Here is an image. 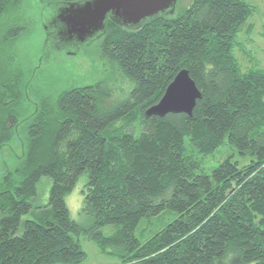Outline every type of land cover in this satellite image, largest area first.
I'll use <instances>...</instances> for the list:
<instances>
[{
  "label": "trees",
  "instance_id": "1",
  "mask_svg": "<svg viewBox=\"0 0 264 264\" xmlns=\"http://www.w3.org/2000/svg\"><path fill=\"white\" fill-rule=\"evenodd\" d=\"M23 1L0 0V18ZM254 13L249 0H194L136 31L109 21L100 60L129 83L109 107L107 80L50 97L40 84L46 59L35 74L30 61L15 66L10 48L23 28L3 30L0 157L16 138L22 152L0 174V264H82L83 233L119 264H264V69L235 54L248 59L237 37L253 30ZM182 69L203 96L193 115L147 117ZM227 143L252 161L207 172L189 152L209 156ZM83 176L86 226L66 202ZM43 178L48 202L36 206ZM167 210L177 218L141 241L140 222Z\"/></svg>",
  "mask_w": 264,
  "mask_h": 264
},
{
  "label": "rangeland",
  "instance_id": "2",
  "mask_svg": "<svg viewBox=\"0 0 264 264\" xmlns=\"http://www.w3.org/2000/svg\"><path fill=\"white\" fill-rule=\"evenodd\" d=\"M43 1L24 0L21 6L12 12V14L0 18V35L3 34V30L10 26L20 25L23 28L10 48L16 58L15 66L24 65V63L30 61L32 62L31 67L34 69L35 74L42 67L39 61L46 59L45 67L47 68V73L41 78L40 81L42 83L40 84L51 89L48 90L50 97L51 94L55 96L70 87H80L89 84L96 85L100 81L107 80L109 81L107 90L110 93V97L104 98L103 102L106 107L111 106L118 99L119 95L124 92L125 88L127 87L128 89L129 83L112 72L109 66L105 67L100 60L98 47L102 39H96L91 45L81 47L78 57L74 56L70 58L65 55L62 57V52H55L53 50L51 52L50 49L48 52L44 51V42L45 38L47 39L48 32L46 25L55 16L51 9L52 5L50 3L46 4ZM193 1L178 0L176 13L182 8L189 7ZM249 2L255 7V13L249 20V23H252L254 26L253 30L239 34L237 37L239 48L244 51L247 50L249 60L238 49L235 50V54L245 67L249 66L251 62L254 68L264 69V0H249ZM246 27L244 30L247 29ZM45 54L49 57L46 58ZM21 152V143L17 138L10 143L9 147H5L3 156L0 157V174L5 173L7 168L13 170L16 167ZM189 152L197 157L201 163V167L207 172H211L220 163L229 158L233 162H238L240 166L249 164L253 159L251 155L241 156L237 149L228 143L209 156L198 155L192 150ZM86 180L85 176L81 177L75 189L66 198L71 217L83 226L88 224V221L81 213ZM50 188V179L43 178L38 185L39 195L35 200L36 206H42L48 202ZM177 216L176 212L167 210L158 216L144 218L136 230V236L145 242L165 228L168 223L175 220ZM115 230L116 227L107 226L102 231L107 236L112 235ZM80 242L83 250L87 253V259L82 264L120 263L119 257L102 251L98 244L90 240L85 233L80 236Z\"/></svg>",
  "mask_w": 264,
  "mask_h": 264
},
{
  "label": "water",
  "instance_id": "3",
  "mask_svg": "<svg viewBox=\"0 0 264 264\" xmlns=\"http://www.w3.org/2000/svg\"><path fill=\"white\" fill-rule=\"evenodd\" d=\"M53 20L46 25L49 46L55 43L91 45L106 34L108 22L130 31L143 28L148 22L161 16H174L178 0H77L50 3ZM53 48V47H51ZM76 53V50H71ZM202 92L190 76L182 69L165 90L160 101L149 108L146 116L165 117L169 114L193 115Z\"/></svg>",
  "mask_w": 264,
  "mask_h": 264
},
{
  "label": "flooded vegetation",
  "instance_id": "4",
  "mask_svg": "<svg viewBox=\"0 0 264 264\" xmlns=\"http://www.w3.org/2000/svg\"><path fill=\"white\" fill-rule=\"evenodd\" d=\"M52 47L53 48H50L51 52H52V50L55 52H62L61 53L62 57H64V55H65V56H68L70 58H73L74 56L75 57L79 56V52H80V49L82 46L74 44V43H71V44L67 43L63 46V45H60V43L58 42V43L53 44ZM72 49L73 50L77 49V52L76 53L72 52L71 51ZM65 59H68V58H65Z\"/></svg>",
  "mask_w": 264,
  "mask_h": 264
}]
</instances>
